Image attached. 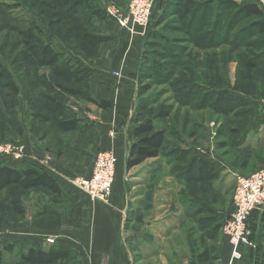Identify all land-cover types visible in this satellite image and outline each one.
Segmentation results:
<instances>
[{
  "label": "trees",
  "instance_id": "16d2710c",
  "mask_svg": "<svg viewBox=\"0 0 264 264\" xmlns=\"http://www.w3.org/2000/svg\"><path fill=\"white\" fill-rule=\"evenodd\" d=\"M22 1L34 9L49 11L50 17L55 18V23L65 22L67 25L65 41L77 40L92 51L110 40L109 36L97 34L89 29L78 18L82 16L84 19H105L106 15L96 0ZM9 8L11 5L0 2V20L5 19L2 26L10 34L5 44L11 41L12 50L18 55V62L14 71L0 62V94L12 128L19 136L23 135V125L17 116V104L22 90L27 106L31 110L38 108L26 121L34 138L47 137L54 129L70 132L81 128L79 119L74 115L70 105L53 91L58 90L70 98L85 99L100 106H108V101L98 102L89 96L91 68L78 63V60L72 62L64 46H56L53 39L43 31L39 18L38 21L25 18L19 22L13 21L7 16ZM158 10L160 12L163 10L162 15L159 14L160 17L154 23L153 20L157 19L154 15ZM169 16L178 19L182 32L191 40L190 47L185 51L182 47L173 50L171 48L173 37L164 32L167 28L164 27L163 30L157 28L158 24H164V20ZM242 22L247 23V27H242ZM45 24L49 26L53 25V22ZM237 27L238 31L233 33ZM250 34H256V37L254 39L248 37ZM143 37L144 49L137 69L139 85L134 117V140L129 150L126 168L130 169L148 159L162 158L163 162H169L167 173L176 172L174 176L184 188L189 184L203 185L208 189L214 187V183L220 179L221 168H224L219 158L199 153L191 146L189 148L183 146L184 139L179 137V130L174 126L173 134L169 124L172 116L170 108H155L144 114L149 103L144 94L149 91L148 84L151 80L173 87L181 106L192 105L199 109L208 107L216 111L215 103L221 98L227 105L223 111L226 119L220 133L225 134L227 140L218 142L217 145L226 147L242 144L248 133L256 131L264 123V103L260 101L264 97L244 92L240 86L239 89L231 86L227 74L219 73L211 61L220 53L226 57L227 63L234 59L243 69L250 71L260 63L264 82V9L259 7L255 0H164L157 9L155 4L153 5ZM243 37H246V40ZM149 44L160 51L154 49L149 51L147 49ZM126 46L127 43L123 42L114 63L121 57ZM199 54L206 69L196 71L190 66ZM26 69L30 71L32 79L25 84L23 78ZM250 77L246 76L248 79ZM142 80L147 81L142 83ZM36 82L49 89L38 90L34 96L27 95V91L32 85L36 86ZM237 108H240L239 112H236ZM196 135L197 131L192 134L194 137ZM260 147L264 148V142ZM38 188L53 195L59 192L55 178L47 172L36 167L18 169L0 161V207L4 210L23 219L26 209L22 196ZM186 189L187 191H182V202L187 208L184 216L188 213H206V220L201 222L210 229L208 235L222 237L221 226L225 216L222 207L188 200L190 190ZM216 190L217 194L222 195V187L217 186ZM228 208L230 211L231 201ZM2 225L11 226L6 222H2L0 226ZM186 229L193 230L189 225H186ZM185 239L192 264H206L210 261L206 247L196 252L189 234ZM20 246L7 244L2 247L0 243V264H57L72 256L69 251L56 247L49 250L42 248L26 250ZM218 250L215 254L216 259ZM7 254L12 255L10 260L7 259ZM261 255H264V250ZM259 259L253 264H257Z\"/></svg>",
  "mask_w": 264,
  "mask_h": 264
},
{
  "label": "crops",
  "instance_id": "0c3cea01",
  "mask_svg": "<svg viewBox=\"0 0 264 264\" xmlns=\"http://www.w3.org/2000/svg\"><path fill=\"white\" fill-rule=\"evenodd\" d=\"M113 1L121 7H125L128 2V0ZM163 1L155 0V8L160 7ZM99 27L102 32L113 38V42L102 43L107 50L102 51L98 58L99 64L95 66L88 82V93L94 100L108 101L109 105L104 107L82 100L83 105L77 108L76 112L73 111L79 119L81 128L63 134L59 146H56L53 140L44 147L36 143L25 121H22V136L12 128L5 131L7 141L22 146V158L11 162L4 160V162L18 169L36 167L47 172L55 178L59 192L55 195L50 193L56 198L55 201L45 200L43 203L39 200L34 201L35 206L41 211L44 203H49L43 213L48 221L51 219V228L42 229L33 225L30 212L26 208L23 218L26 224L5 228L3 238L8 241L4 245L20 244L26 250L29 248L49 250L51 247H56L78 256L80 264H134L128 234V213L132 201L129 198L128 186L123 183V179L126 174H132L136 183L138 176L144 172L142 180L144 181L146 177L144 175L149 174L148 170L159 160L152 158L130 169L126 168L129 150L134 140V117L139 85L137 69L144 49V33H141L139 27L132 32L108 19L102 21ZM123 42H126L127 46L114 63ZM262 142H264V123L256 131L248 133L245 138V145L250 148H259ZM105 150L113 151L116 156L113 190L108 202L89 199L73 183V179L77 176H90L95 154ZM226 167L231 170L230 166ZM233 170L236 168L233 167ZM173 188L174 186H162L158 187L156 192L160 196L168 197L169 193H173ZM178 214L179 212L175 213V216L162 219L161 223L164 225L158 234L154 233L153 240L138 238L139 247L148 244L150 249H146L145 253L148 250L150 253L158 247L156 243H161L162 246V239L168 237L180 224L182 215ZM157 222L158 219H154L153 223H147L148 228L153 230L152 226L155 227ZM249 226L255 247L243 246L241 258L232 261L230 245L223 240L220 242L216 259L218 264H253L260 258L264 250V207L252 213ZM48 237L53 238L54 242H47ZM163 246L156 253L161 264H174L170 258L174 260V256L183 253L181 251L178 254V251L166 242ZM135 249L138 250L137 247ZM183 255L185 257V254Z\"/></svg>",
  "mask_w": 264,
  "mask_h": 264
},
{
  "label": "rangeland",
  "instance_id": "374dc122",
  "mask_svg": "<svg viewBox=\"0 0 264 264\" xmlns=\"http://www.w3.org/2000/svg\"><path fill=\"white\" fill-rule=\"evenodd\" d=\"M96 1L99 3V6L101 7V9H103L104 13L105 8L110 4H115L116 6L124 9L116 1L113 0ZM0 2H6L11 5V8H9L7 11V16L11 17L13 21L19 22L20 19L23 20L24 18L27 20L36 21L39 18L42 22H39L41 28L53 39L56 46H64L66 53L71 56V61L76 62L78 60L77 62L81 63L83 66L87 65L91 68V74L95 66L99 64L98 58L100 57V54H102V51L107 50L102 46V44L90 51L85 44L77 40L65 41V32L67 25H65V22H61L59 24L57 22L55 23V18L50 17L49 11H44L38 8L34 9L22 0H0ZM162 11L160 12V10H158L156 15H154L157 18L155 21L153 20L154 23L158 20V18L160 17L159 14H161ZM210 13H212V11H210ZM78 18L80 22H82L83 24L85 23V25L89 29L93 30L95 33L106 36L109 35L100 30L99 24L107 19L114 21L118 24V22L114 18L108 15H106V18L102 20H95L94 18L84 19L82 16H79ZM4 20L5 19L0 20V62H2L7 67L12 69V71H14V67L18 62V55L15 51L12 50L11 41L7 43V45L5 44L7 36H10V34L2 26V22ZM50 21L53 22V25L48 26L45 24H48V22L50 23ZM153 22L151 23L152 27L154 25ZM242 25V27H247V23L245 22H242ZM164 27L167 28V30H164L165 34H168L173 37V41H171V48H173V50H178V47H182V50L185 51L190 47L191 40L189 36L185 35L182 32L179 26L178 19L176 17H167L164 20V24H158L157 28H162L163 30ZM238 28L239 27H237L233 33L237 32ZM109 37L110 40L108 41L113 42V38L111 36ZM248 37L254 39L256 37V34H250ZM245 38L246 37H243V39ZM147 49H149V51H151L152 49H154L155 51H160L159 48H153L151 44L148 45ZM211 62L214 66H216L219 73L223 72L227 74L230 79L231 86H235L238 89L241 87L240 89L244 92H247L251 95L264 97V82L262 77L263 68L260 63H258L252 71H250L247 69H243V67L239 65V62L234 61V59H231L227 63L226 57H223V55L220 53L218 54V56L213 58ZM190 67L196 71L200 69H206V65L203 63L200 54L196 58V60H194L193 64ZM246 76L251 77L248 79L246 78ZM14 77L19 83L17 75H15ZM31 79V73L26 69L23 81L26 84L30 82ZM146 81L147 80H142V83ZM35 84L36 86L32 85V87L28 90L29 92L27 91V95L34 96V94L38 90L49 89L48 87H44L43 85H41V83L36 82ZM148 85L150 89L149 91H147V93L144 94V97L149 100V103L146 105L147 108L144 111V114H147V112L155 108H170L172 110V116L169 124L172 127L173 134L175 133V130L173 129L174 126L179 130V137L184 139L183 146L187 148L191 146L194 148V150H197L199 153L219 158V161L224 165V168H221L220 179L214 183V187H210L209 189L199 184H189L188 187L184 188L181 185V182H179L175 178L174 174L176 172H173V174L167 173V170L169 168V162H163L162 158L159 159L154 164V166H152L148 170L150 175H144L146 176L144 181H142L144 174L143 171H141L143 172L140 174L141 176H138L136 183H134L133 181L132 174H126L124 176L123 183L127 184L129 189V198L132 201L130 202L131 210L128 213V234L130 239L129 243L130 245H132L131 254L134 260V264H161L160 259L158 258L156 253L160 251L161 247L164 245L165 242L172 246L174 249H176L178 251V254L181 251L183 252L182 255L174 256V260L170 258V260L174 264H192L191 259H189L190 255L185 239L187 234H189L191 242L194 243V248L196 252L202 251L205 247L208 249L210 254V261H208V263L206 264H218L215 258V254L216 251L219 249L220 242L225 239L223 238V236L220 237V235H208L210 229L206 228V226H203L201 222L207 217L206 213H188L186 214V216H184V211L187 208L182 202V191H187L186 188H189L190 195L188 196V200L191 199V201L207 202L208 204H214L217 207L220 206V208H224H221V210L225 215V219L229 213V201H232L233 190L239 175H250L264 166V148H250V146L246 147L245 140L239 146L230 145L226 147H220L217 145L218 142L227 140L226 135L220 133V130L222 129L226 119V115L223 111L225 110L227 105L224 101L221 100V98L219 99L220 102L218 101V103H215L217 107L216 111H212V109L208 107L199 109L192 105L181 106L178 104V95L176 94V91L173 87L161 84V82H153L151 80ZM20 86H22V84ZM23 92L24 91L22 90V93ZM53 92L62 99H64L66 103L70 105L74 112H76L77 108H80L81 105H83L82 100L84 99L67 97V95L63 94L58 90H54ZM22 93L20 94L17 104V116L21 123L22 121L26 122L29 118V115L32 117L34 113H36L38 110L37 107H35L34 110H31L29 106H27V103L24 99V93ZM222 96H224V94H222ZM2 101L3 98L0 94V144L21 147L22 150V146L20 144H14L10 141H7V139L5 138V131L12 128V126L9 122V115L5 111ZM260 101L264 103V98ZM239 111L240 108H237L236 112ZM195 131L198 132V135L194 137L192 136V134L195 133ZM63 134H66V132H61L58 129H54L49 136L37 137L34 139L36 143H39L40 145H42V147H44V145H46L50 140L55 141V145L59 146L61 143V136ZM173 137L171 136L172 140H174ZM21 155L22 151L18 157H16L17 155L13 151L9 153L0 151V161H17L22 158ZM226 166H230L232 171L228 170ZM242 166H244V168H242ZM233 167H235L236 170H233ZM162 186H174L173 193H169L168 197L158 195L156 189ZM217 186L222 187V195L217 194ZM22 199L24 205H26L25 209L27 208V211L30 212L31 222L33 225L42 229L52 227V223L50 222L51 219H49L48 221V219L43 213L49 203H44L43 211H41L35 206L34 201L39 200L42 203L45 200L55 201L56 198H54L53 195H51L48 191L42 188H38L22 196ZM157 200H161L162 202H158ZM178 212V215H182V219L178 227L174 228L170 232L168 237L162 239V246L161 243H156L158 245V247H156V250L150 253L148 250V252L145 253L146 249H150L148 244H144V246L142 245L141 247H139V245L137 244V239L144 237L153 240V237L155 236L154 233L158 234V232L162 229V226L164 225L163 223H161L162 219L171 215L175 216L174 214ZM154 219H158V222L155 224V227L152 226L154 228L152 230L151 228H148L147 223H153ZM2 222H6L11 226H23L24 224H26L24 219H21L15 214L7 212L2 207H0V224ZM186 225H189V227L193 228V230L188 231V229H186ZM7 227L8 226L5 225L0 226V243L2 247L4 246L5 242L8 241V239L3 238V233L6 230L5 228ZM20 247H22V245ZM136 247L138 248V250L135 249ZM134 249L136 251H134ZM142 253H145V255H142ZM183 254H185V257ZM165 255L168 256V254L166 253ZM6 257L8 260H10L12 258V255L7 254ZM260 257L261 258L259 259L257 264H264V255H260ZM185 260H187V262H184ZM79 261L80 258L78 256L72 255L69 259L57 264H80Z\"/></svg>",
  "mask_w": 264,
  "mask_h": 264
},
{
  "label": "built area",
  "instance_id": "2783aa9c",
  "mask_svg": "<svg viewBox=\"0 0 264 264\" xmlns=\"http://www.w3.org/2000/svg\"><path fill=\"white\" fill-rule=\"evenodd\" d=\"M155 0H128L124 9L110 4L105 8L106 15L114 18L121 27L134 32L141 28L143 34L149 22ZM264 9V0H256ZM137 30V29H136ZM117 74V73H115ZM0 151L21 153V147L0 144ZM116 156L113 151H98L93 159L91 174L88 177L77 176L73 179L76 187L84 191L91 200L108 202L114 182ZM264 207V166L250 175H239L233 190L231 210L221 226V234L229 243L232 261L242 256L243 246L255 247L249 226L252 212ZM54 242L51 237L46 238Z\"/></svg>",
  "mask_w": 264,
  "mask_h": 264
}]
</instances>
